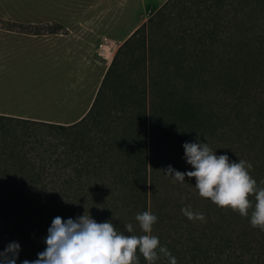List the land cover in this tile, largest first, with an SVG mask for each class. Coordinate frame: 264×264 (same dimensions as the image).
I'll list each match as a JSON object with an SVG mask.
<instances>
[{"label":"trees","instance_id":"obj_1","mask_svg":"<svg viewBox=\"0 0 264 264\" xmlns=\"http://www.w3.org/2000/svg\"><path fill=\"white\" fill-rule=\"evenodd\" d=\"M226 3L167 0L117 48L73 124L0 115V252L18 242L16 264L35 260L54 217L85 212L142 235L135 217L150 210L152 234L178 264H264V231L250 217L200 197L195 178L161 171L193 170L183 144L202 142L251 163L264 187V0H247L232 20ZM46 27L0 20L28 34L59 31ZM188 206L205 221L184 216Z\"/></svg>","mask_w":264,"mask_h":264},{"label":"crops","instance_id":"obj_2","mask_svg":"<svg viewBox=\"0 0 264 264\" xmlns=\"http://www.w3.org/2000/svg\"><path fill=\"white\" fill-rule=\"evenodd\" d=\"M166 1L0 0L2 21L22 26L54 25L59 29L53 34H28L0 28V74L32 63L50 64L42 73L66 76L59 84L63 93L80 88V96L89 95L87 103H73L63 112L3 104L0 115L62 125L79 121L91 107L114 51ZM103 39L107 40L109 51L100 55ZM63 64L66 66L56 69ZM52 95L57 103L58 97Z\"/></svg>","mask_w":264,"mask_h":264},{"label":"clouds","instance_id":"obj_3","mask_svg":"<svg viewBox=\"0 0 264 264\" xmlns=\"http://www.w3.org/2000/svg\"><path fill=\"white\" fill-rule=\"evenodd\" d=\"M183 148L186 163L193 170L181 172L169 165L161 171L173 182L183 183L185 176L195 178L194 187L200 197L242 217H250V225L264 231V187L258 186L250 175L252 164L243 159L232 161L227 154L217 155L207 143L185 142ZM260 184L264 185V180ZM181 212L189 220L206 219L190 206ZM135 219L144 234H131L132 223L123 225L125 230H117L111 220L97 222L86 212L67 220L54 217L44 238V251L37 254V259L24 260L22 264H139L140 255L147 264H156L161 257L168 264H178L168 248L161 246L159 238L152 234L158 217L149 210L138 213ZM19 251L18 242H11L0 252V264H16Z\"/></svg>","mask_w":264,"mask_h":264},{"label":"rangeland","instance_id":"obj_4","mask_svg":"<svg viewBox=\"0 0 264 264\" xmlns=\"http://www.w3.org/2000/svg\"><path fill=\"white\" fill-rule=\"evenodd\" d=\"M228 1L229 3H226L225 9L229 12V17L231 18V20L234 18L237 19L241 18L243 12L245 13L247 12V5H246L247 0H228ZM146 20H144L142 23H144ZM125 23H127L126 20ZM228 25L230 24L220 23V26H225V31L228 30L227 29L229 28ZM44 27L45 30H49V27L48 29L46 26ZM44 34H50V33H47L45 31ZM114 53L112 54V58L114 56ZM111 60L109 61L108 64H110ZM108 64L103 65L102 68L106 67ZM3 65L7 66V64H3ZM67 65L70 66V64ZM4 66L3 68H6ZM49 66L50 64L37 66L35 63H32L25 65L23 67H19L18 70L15 69L14 72H11L9 74L6 75L0 74V106L3 104H7V105H16L23 107L28 106L30 108L37 109L41 112L43 109L58 110L63 112L64 109H67L68 106H70L73 103L80 104L88 101L89 95L80 96L82 90L80 88H77L76 91L73 90V92L67 91L66 94L63 93V90L60 89L59 84L65 81L64 79H67V77L66 76L60 77L59 74H52L50 73V71L49 73L46 71L42 73V70H44V68H47ZM63 66L65 67L66 65L63 64L62 66L56 67V69L63 68ZM52 94H55L58 97L57 103L54 102L56 98L52 97L53 96ZM1 96H5V97H1ZM10 97L13 98L10 99ZM77 115H81V114L77 113Z\"/></svg>","mask_w":264,"mask_h":264},{"label":"built area","instance_id":"obj_5","mask_svg":"<svg viewBox=\"0 0 264 264\" xmlns=\"http://www.w3.org/2000/svg\"><path fill=\"white\" fill-rule=\"evenodd\" d=\"M105 49H109V47H108V44H107V40L106 39H103L102 40V43L99 46L100 55H103L104 54Z\"/></svg>","mask_w":264,"mask_h":264},{"label":"bare ground","instance_id":"obj_6","mask_svg":"<svg viewBox=\"0 0 264 264\" xmlns=\"http://www.w3.org/2000/svg\"><path fill=\"white\" fill-rule=\"evenodd\" d=\"M106 50H107V49H105L104 54H105ZM107 51H109V50H107Z\"/></svg>","mask_w":264,"mask_h":264}]
</instances>
